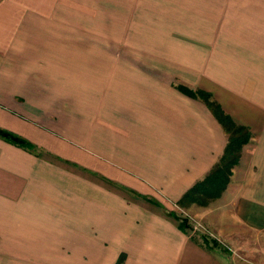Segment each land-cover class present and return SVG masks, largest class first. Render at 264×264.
<instances>
[{"label": "crops", "instance_id": "obj_1", "mask_svg": "<svg viewBox=\"0 0 264 264\" xmlns=\"http://www.w3.org/2000/svg\"><path fill=\"white\" fill-rule=\"evenodd\" d=\"M179 84L251 132L191 209L264 247V0H0V129L29 146L0 137V262L231 264L167 212L227 141Z\"/></svg>", "mask_w": 264, "mask_h": 264}, {"label": "trees", "instance_id": "obj_2", "mask_svg": "<svg viewBox=\"0 0 264 264\" xmlns=\"http://www.w3.org/2000/svg\"><path fill=\"white\" fill-rule=\"evenodd\" d=\"M177 88L182 93L192 98H198L205 103L227 134V141L217 164L201 180L195 182L187 189L175 202V205L180 208H188L193 204L207 206L211 201L219 198L226 189L230 181L232 170L239 161L240 151L251 139V132L245 126L236 123L235 120L222 109L221 105L213 99L211 93L203 89L192 90L180 84ZM0 137L17 146L29 148L28 145L21 142V138L9 131L0 129ZM152 201L157 205L159 204L155 200ZM167 212L171 217L178 219L180 230L185 233H190L192 231L190 224L185 218H178L172 210ZM200 242L207 249H212L217 244L216 242H210L206 236L202 237ZM123 260L124 255L121 254L114 264H122Z\"/></svg>", "mask_w": 264, "mask_h": 264}, {"label": "rangeland", "instance_id": "obj_3", "mask_svg": "<svg viewBox=\"0 0 264 264\" xmlns=\"http://www.w3.org/2000/svg\"><path fill=\"white\" fill-rule=\"evenodd\" d=\"M124 47V46H123ZM241 156V151H240ZM231 157V155H230ZM229 157V158H230ZM227 159V158H226ZM222 195V194H221ZM218 198L211 201L207 206H198V205H190L188 208H180L178 206H175L172 212L178 216V218H185L188 223L191 226V229L193 234L198 237V239H201L202 237H207L210 242H216L214 249H216L218 252H220L222 255L230 258L231 264H250L248 262L249 259H247V254L249 257H254L252 255H258L260 257L264 256V247L256 248L255 246H248L249 249H245L243 252H240L238 247H231L224 239L223 237L212 227L208 226L205 221L199 220L198 217L195 215L196 213L191 209V207L201 210L203 208H211L215 206V203L217 202ZM223 213H219L218 216H221L222 218ZM175 219V217H172ZM178 219H175L177 221ZM197 226L199 229H194ZM240 228V227H239ZM241 229V228H240ZM77 240V238H75ZM79 241L81 239L79 238ZM256 243V242H255ZM212 244V243H211ZM65 250L64 247H61ZM65 256V253H61L58 255L57 261H49V260H43L42 264H86V262H83L82 260L79 261H70L67 262L65 260L60 261V256ZM43 258H46L43 256ZM117 261V260H116ZM79 262V263H75ZM26 264V262H23ZM0 264H17L16 262H9V261H1ZM87 264H90L87 262Z\"/></svg>", "mask_w": 264, "mask_h": 264}, {"label": "built area", "instance_id": "obj_4", "mask_svg": "<svg viewBox=\"0 0 264 264\" xmlns=\"http://www.w3.org/2000/svg\"><path fill=\"white\" fill-rule=\"evenodd\" d=\"M195 228L194 229H199L197 226H194Z\"/></svg>", "mask_w": 264, "mask_h": 264}]
</instances>
